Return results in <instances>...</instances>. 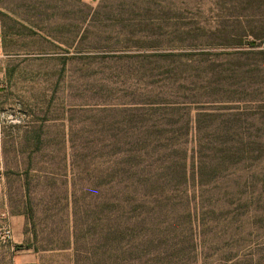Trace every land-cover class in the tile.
Here are the masks:
<instances>
[{"label":"rangeland","instance_id":"rangeland-1","mask_svg":"<svg viewBox=\"0 0 264 264\" xmlns=\"http://www.w3.org/2000/svg\"><path fill=\"white\" fill-rule=\"evenodd\" d=\"M164 52L245 64L249 99L264 98V0H0V230L8 216L24 219L23 243L0 242V264H16L20 246L39 264H110L93 247L89 257V104L119 98V73L137 63L101 56ZM259 107L240 105L235 143L200 153L184 188L199 224L196 264H264Z\"/></svg>","mask_w":264,"mask_h":264},{"label":"trees","instance_id":"trees-1","mask_svg":"<svg viewBox=\"0 0 264 264\" xmlns=\"http://www.w3.org/2000/svg\"><path fill=\"white\" fill-rule=\"evenodd\" d=\"M209 56H101L137 65L124 66L119 73L126 85L119 98L89 104L93 116L84 144L89 159V257L97 254L110 264H196L199 224L184 188L194 179L195 166L203 165L200 153L212 145L225 146L229 134L238 130L240 105L256 102L264 111V98L249 99L254 74L248 76L245 64L238 69L230 60L223 64ZM130 80L138 85L128 86ZM71 149L76 152L77 146ZM77 214L73 198V230Z\"/></svg>","mask_w":264,"mask_h":264},{"label":"crops","instance_id":"crops-1","mask_svg":"<svg viewBox=\"0 0 264 264\" xmlns=\"http://www.w3.org/2000/svg\"><path fill=\"white\" fill-rule=\"evenodd\" d=\"M9 228L11 230L10 246L21 245L24 241L22 229L24 227V219L20 216H8ZM21 250L15 253L16 264H39L37 253L33 252L32 247H21Z\"/></svg>","mask_w":264,"mask_h":264},{"label":"built area","instance_id":"built-area-1","mask_svg":"<svg viewBox=\"0 0 264 264\" xmlns=\"http://www.w3.org/2000/svg\"><path fill=\"white\" fill-rule=\"evenodd\" d=\"M11 240V230L9 228H2L0 230V242L5 244Z\"/></svg>","mask_w":264,"mask_h":264}]
</instances>
